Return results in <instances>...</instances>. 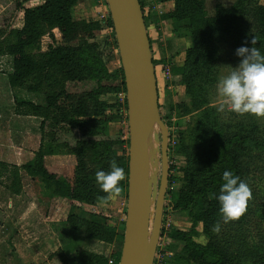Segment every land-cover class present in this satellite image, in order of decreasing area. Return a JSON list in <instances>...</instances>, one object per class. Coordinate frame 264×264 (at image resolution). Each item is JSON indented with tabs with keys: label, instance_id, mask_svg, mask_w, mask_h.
<instances>
[{
	"label": "trees",
	"instance_id": "16d2710c",
	"mask_svg": "<svg viewBox=\"0 0 264 264\" xmlns=\"http://www.w3.org/2000/svg\"><path fill=\"white\" fill-rule=\"evenodd\" d=\"M77 1L44 0L34 8H21L24 12L21 29H8L6 18L0 17V25L5 27L0 29V69L5 65L2 62L9 58V84L19 92L15 98L16 112L42 120L39 150L34 159L21 168L29 177L41 178L47 188L72 201L73 211L56 229L63 245L60 259L63 264H108L109 259L104 256L83 250L81 241L84 238L113 243V230L98 221L96 215L87 218L75 211L81 210L85 202L93 205L106 201L107 194L95 183L94 174L97 170L109 171L112 160L124 169V180L120 184L128 183L129 158L114 150L115 146L124 145L125 140L120 136L104 137L97 119L105 108L99 97L126 94V87L122 67L111 73L102 62L90 61L81 53L83 46L77 45L78 40L92 28L96 29V24L74 20L72 10ZM172 1L173 9L162 15V19H171L174 34L189 37L192 42L186 51L184 65L173 68L190 101V105L183 103L178 107L184 114L192 113L193 116L179 139V152L186 159L182 170L184 184L175 200L169 203L173 214H186L191 227L188 231H172L170 238L181 244V252L185 251L194 264H244L242 259L250 264H264V232L259 238H253L251 244L241 238L240 232L243 228L249 231L251 214L260 213L264 219V193L259 192L264 189V182L258 186L264 179V168L258 166L260 162L264 165V135H256L255 121H226L211 105L210 92L221 68L233 62L238 64L236 48L250 41L253 35L257 40L253 46L264 54V5L259 0H237L232 9L219 8L218 17L209 19L201 0ZM140 2L144 12V4ZM46 38L50 41L43 49ZM84 45L87 47L86 41ZM153 63L155 65L154 60ZM85 82H89V86H84ZM43 95L45 104L31 99ZM125 103L127 107L126 98ZM48 127L53 136L46 141ZM61 130L77 137L74 146L69 142L64 144L67 154L73 155L77 162L72 171V183L68 185L60 183L59 177L45 164L47 156L57 153L56 132ZM127 143L130 144L129 138ZM224 170L239 175L252 193L245 212L237 219L240 224L236 235L228 240L214 236L211 231L220 219L216 195ZM7 175L13 179L8 189L19 195L23 179L20 167L0 161V184ZM199 226L210 236L205 245L195 241ZM234 246L235 251L232 250ZM120 257V251L111 256L115 264H119Z\"/></svg>",
	"mask_w": 264,
	"mask_h": 264
},
{
	"label": "rangeland",
	"instance_id": "374dc122",
	"mask_svg": "<svg viewBox=\"0 0 264 264\" xmlns=\"http://www.w3.org/2000/svg\"><path fill=\"white\" fill-rule=\"evenodd\" d=\"M201 1L204 3L206 16L209 19H216L218 17L217 15H219V8L230 10L234 7L237 0ZM42 2L44 0H0V17L6 18V27L8 29L19 27L24 16V13H21V8H34ZM142 2L148 12L147 24L149 32L156 38L154 34V22L158 16L157 5L159 3L171 2L174 7V1L142 0ZM258 2L264 5V0H259ZM72 12L76 22L96 24V29L92 28L90 33H87L85 37L77 42L78 46H83L81 48L83 56L90 61L97 60L102 62L111 73H116L122 67V64L115 40V32L111 25L112 19L107 0H78ZM1 28L5 29V27H1L0 25ZM55 35L57 38H60L57 31H55ZM49 41V38L45 39V44L42 46L43 49L46 46V42ZM85 41L87 42V47L84 45ZM153 43L156 46L157 40L153 39ZM185 49L155 48V55L157 56L155 68L159 87L160 113L169 129V166L171 169V184H169L167 190V193H170L166 197L163 217L164 227L168 226V224H170V227H166L165 230L163 229L161 245L157 254V264H194L188 259L185 251L181 252V244L172 243V239L170 238L172 231L189 230L191 227V223L186 214L174 215L171 212V206L169 204L175 200V197H177L179 190L184 184L182 170L186 166V159L179 152V139L180 133L187 129L193 114H184L183 110L178 107L183 103L190 105L189 96L186 94L185 86L181 85V78L173 73V63H167L166 59H169L170 57L168 56L173 55L175 52L181 53L182 51L183 53ZM2 63L7 64L6 70H8L10 59L6 58ZM236 65L237 63L235 62L224 65L220 70L219 77L228 74ZM167 66L170 67V75L166 72ZM3 82L5 83L6 81L4 80ZM83 85L89 86V82H85ZM214 86H216V83ZM210 92H212L213 96L211 105L217 108L222 98L218 97L216 87L212 88ZM2 94L5 95L6 93L2 92ZM125 98V93L99 97L100 102L105 104V108L104 110L102 109L103 113L97 119L99 120V131L104 137L116 138L120 136L125 140L124 145H117L114 147V150L118 155L129 158L130 144L127 143L129 138V121ZM31 99L38 104H45L44 95L34 96ZM221 113L222 117L229 122L242 120H246V122L255 121L258 129L256 135L258 137L259 135H264V117H257L251 114L238 115L227 110ZM23 127V123L18 124L9 122L8 119L0 118V146L3 149L0 155L4 159L11 161L10 164L19 166L23 174L22 192L18 196H13L8 189L13 182V179L9 175L0 184V264H53V258L60 250L57 251L59 243L62 245L61 238L56 229L66 220L69 213L73 211L71 206L72 201L68 198L60 197L54 190L47 188L41 178L29 177L22 170L21 167L23 164L27 163L29 158L32 157V153L35 152V142L36 144L38 142L37 137H42L40 122L38 123V120L33 121L28 126L32 134L26 133L25 128L22 130ZM25 127L27 128V126ZM20 132L30 140V146L25 144V149L22 147V150H19L17 147L11 148V140L16 141L17 145L25 143L24 139L18 138L21 134ZM45 132L49 133L45 139L48 141V139L50 140L52 138L53 133L52 135L50 134V127ZM30 135L31 137L29 138ZM33 135L36 136L33 137ZM56 137L58 139L57 143L59 144L55 151L57 153L47 156L45 163L50 172H56L60 183L68 185V183H72V171L77 162L73 155L67 154L64 144L65 142H69L74 146L77 137L63 130L57 131ZM161 137L162 130L158 125H155L149 137V154L153 167V176L151 178L154 188V203L161 178ZM33 138H36L34 142ZM258 166H263L264 168L262 162ZM66 177H69L68 180ZM262 182H264V179H262L261 183H258V186H261ZM120 187L121 192L119 196L112 199L107 198L105 202H99L93 205L86 202L82 203L81 210L75 212L82 216H89L90 218L96 215L98 221H101L109 229L113 230L114 242L112 245L116 248V251L121 252L128 205V183L120 184ZM259 192L260 194L264 193V189H261ZM154 203L152 218L154 216ZM82 208H85L86 211ZM261 217L260 213L257 215L251 214L249 225H247L249 231L246 232L245 230L247 229L244 228L240 231L241 238L247 239L250 244L253 238H259L260 234L262 235L264 232V219ZM239 224L240 222L238 220H235L231 224H224L220 232H213V235L228 240L230 236L236 235ZM198 231L199 234L196 235L195 241L204 245L207 244L210 241V236L203 231L202 226L198 227ZM82 242L83 239L81 241V248ZM232 250L235 251V246L232 247ZM242 260H244V264H250L248 260Z\"/></svg>",
	"mask_w": 264,
	"mask_h": 264
},
{
	"label": "water",
	"instance_id": "95a60500",
	"mask_svg": "<svg viewBox=\"0 0 264 264\" xmlns=\"http://www.w3.org/2000/svg\"><path fill=\"white\" fill-rule=\"evenodd\" d=\"M107 4L124 73L130 140L128 205L119 264H154L169 186V129L160 113L152 46L141 2L107 0ZM155 125L162 130V137L161 178L154 203L149 137Z\"/></svg>",
	"mask_w": 264,
	"mask_h": 264
},
{
	"label": "clouds",
	"instance_id": "9594fccd",
	"mask_svg": "<svg viewBox=\"0 0 264 264\" xmlns=\"http://www.w3.org/2000/svg\"><path fill=\"white\" fill-rule=\"evenodd\" d=\"M248 43L251 47L247 46ZM256 43V37L253 35L250 41L236 48L238 64L228 74L218 78L216 93L222 98L217 105L218 112L227 110L238 115L264 117V54L253 46ZM94 176L95 183L107 194L108 199L119 196L124 169L115 160L110 162L109 171L97 170ZM221 179L222 183L216 195L220 219L211 228L214 233L220 232L222 224L241 217L252 195L248 184L232 171L224 170Z\"/></svg>",
	"mask_w": 264,
	"mask_h": 264
},
{
	"label": "crops",
	"instance_id": "0c3cea01",
	"mask_svg": "<svg viewBox=\"0 0 264 264\" xmlns=\"http://www.w3.org/2000/svg\"><path fill=\"white\" fill-rule=\"evenodd\" d=\"M43 3L44 2H42L41 4H43ZM172 8H173V6H172L171 2L159 3V5H157V9H158L157 15L158 16L154 22V25H155V33L154 34L156 35V38H154V36L149 32V27L147 24L148 23V18H147L148 12H147L146 8H144V16H145V20H146V24H147L148 34H149L150 41H151L153 60L154 61L157 58V56L155 55V48H186L183 53H182V51H181V53L175 52L173 55L168 56V57H170L169 59H166L167 63H169V62L173 63L172 68H174V67H182L184 65V62L186 59V51L188 50V48L191 47L192 42H191V39L189 37H177L174 34V32H173V21L171 19H162V15L169 13V11H171ZM21 13L23 14L24 12L21 11ZM23 18H24V16H23ZM22 26H23V21L21 22V25L19 27H13L12 29H21ZM153 39L157 40L156 46L153 43ZM163 58H166V57H163ZM163 61H164V59H163ZM6 69H7L6 65H4L2 67V69H0V118L8 119L9 122H15L18 124L23 123L24 127L22 128V130L25 128V132L30 134L31 131L28 128V126H30V124L33 123V121L35 122L36 120H38V123L39 122L41 123L42 120H41V118H38L35 116L23 115V114H19L16 112L15 98L17 96H19V94H18L19 92L17 90H13L10 87L9 80H8V72L9 71ZM155 71H156V68H155ZM156 76H157V74H156ZM2 77H4V78H2ZM178 77L180 78V76H178ZM3 79L6 81L5 83L3 82L4 81ZM158 91H159V87H158ZM2 92H5L6 94L3 95ZM31 120H33V121H31ZM25 126H27V128ZM20 133L21 134L18 138L24 139L25 143L22 145H17L16 141L11 140V143H10L11 148L17 147L19 150H22V147L25 149V144L30 146V144H29L30 140H28V138H26V136L23 135L22 132H20ZM33 134H34V132H33ZM34 136H36V135H33V137ZM30 137H31V135L29 136V138ZM35 139L36 138H33V142L35 141ZM37 139H38L37 144L35 142V145H36L35 146V152L32 153V157L29 158L27 163L34 159L35 153L39 150V147L41 144V138L37 137ZM1 147L2 146H0V152L3 150ZM23 151H26V150H23ZM0 161L6 162L8 164L11 163V161L4 159L1 155H0ZM12 165H16V164H12ZM51 173L57 175L56 172H51ZM12 195L18 196V195H15L13 193H12ZM82 209L85 210V208H82ZM174 215H176V216L177 215H185V213H176ZM86 217L89 218V216H86ZM163 223H164V220H163ZM183 231H188V230H183ZM172 243H174V242L172 241ZM59 249L63 250V246L60 243H59V246L57 248V251ZM82 249L87 250V251L94 253L96 255L104 256L105 258L109 259V261L111 259L113 260V258H111V256L113 254H115L116 252H118V251H116V248L113 247L112 243H106V242H102V241H98V240H85L84 238H83V242H82ZM59 251L57 252L55 257L53 258V261H52L53 264H63L62 260L59 257ZM109 261H108V264H109Z\"/></svg>",
	"mask_w": 264,
	"mask_h": 264
},
{
	"label": "built area",
	"instance_id": "2783aa9c",
	"mask_svg": "<svg viewBox=\"0 0 264 264\" xmlns=\"http://www.w3.org/2000/svg\"><path fill=\"white\" fill-rule=\"evenodd\" d=\"M167 67H168V68H167V71H166V72H167L168 75H170V70H169L170 67H169V66H167ZM166 227H170V224H168V226H165V227H164V225H163L162 230H163V229L165 230ZM161 239H162V238H161ZM161 239H160V242H161ZM160 242H159L158 249H159V247H160V245H161ZM157 254H158V251H157ZM157 261H158V259H157V255H156L155 263H154V264H157ZM109 264H115V262L111 259V260L109 261Z\"/></svg>",
	"mask_w": 264,
	"mask_h": 264
},
{
	"label": "bare ground",
	"instance_id": "6f19581e",
	"mask_svg": "<svg viewBox=\"0 0 264 264\" xmlns=\"http://www.w3.org/2000/svg\"><path fill=\"white\" fill-rule=\"evenodd\" d=\"M151 176H153V167L151 165Z\"/></svg>",
	"mask_w": 264,
	"mask_h": 264
}]
</instances>
